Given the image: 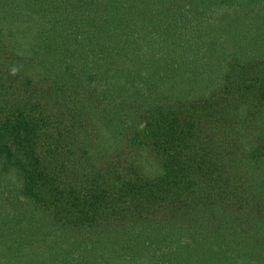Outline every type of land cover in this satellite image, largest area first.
<instances>
[{"label": "trees", "instance_id": "obj_1", "mask_svg": "<svg viewBox=\"0 0 264 264\" xmlns=\"http://www.w3.org/2000/svg\"><path fill=\"white\" fill-rule=\"evenodd\" d=\"M0 264H264V0H0Z\"/></svg>", "mask_w": 264, "mask_h": 264}, {"label": "clouds", "instance_id": "obj_2", "mask_svg": "<svg viewBox=\"0 0 264 264\" xmlns=\"http://www.w3.org/2000/svg\"><path fill=\"white\" fill-rule=\"evenodd\" d=\"M17 71H18V68L13 67V68L11 69V74H12V75H15V74L17 73Z\"/></svg>", "mask_w": 264, "mask_h": 264}]
</instances>
